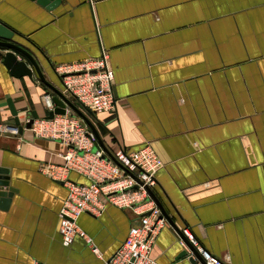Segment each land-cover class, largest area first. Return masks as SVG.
Returning <instances> with one entry per match:
<instances>
[{
    "label": "crops",
    "instance_id": "0c3cea01",
    "mask_svg": "<svg viewBox=\"0 0 264 264\" xmlns=\"http://www.w3.org/2000/svg\"><path fill=\"white\" fill-rule=\"evenodd\" d=\"M0 23L59 92L55 67L108 52L116 109L87 123L105 154L148 143L163 162L152 194L168 224L155 264H193L180 257L182 227L226 264H264V0H0ZM52 88L36 73L11 76L0 58V126L14 123L10 106L23 125L0 132V168L15 190L0 206V264H103L137 219L106 204L77 219L91 245L62 243L67 188L44 167L63 164L64 146L25 127L33 113L46 117Z\"/></svg>",
    "mask_w": 264,
    "mask_h": 264
},
{
    "label": "built area",
    "instance_id": "2783aa9c",
    "mask_svg": "<svg viewBox=\"0 0 264 264\" xmlns=\"http://www.w3.org/2000/svg\"><path fill=\"white\" fill-rule=\"evenodd\" d=\"M108 60V52L102 50L98 57L54 68L62 83L60 93L85 117L88 113L113 112L116 109L114 74ZM52 97L50 93L43 97L49 111L54 109ZM64 109L63 114H54L51 118L32 119L27 128L33 137L56 140L64 146L61 154L63 164L48 163L44 167L48 176L62 182L67 188L66 198L58 213V233L62 243L67 246L75 236H79L91 245V239L79 227L77 219L83 213L99 215L106 204H111L131 209L137 219L129 227L120 247L103 264H155L152 251L160 231L168 224L151 196L157 184V172L163 166L162 160L148 143L136 150L120 146L111 156L105 154L95 147V135L91 124L87 123L88 118L85 121L68 105ZM20 127L23 129L21 123L3 124L0 132L19 135ZM72 172L85 181L72 180L69 177ZM180 242L188 256L201 264H226L204 248L188 227L180 229Z\"/></svg>",
    "mask_w": 264,
    "mask_h": 264
},
{
    "label": "water",
    "instance_id": "95a60500",
    "mask_svg": "<svg viewBox=\"0 0 264 264\" xmlns=\"http://www.w3.org/2000/svg\"><path fill=\"white\" fill-rule=\"evenodd\" d=\"M41 4L47 7H54L60 3V0H38ZM13 32L6 27L4 24L0 23V38L5 39L6 41H0V58L2 63L7 68L11 76L20 78L27 76L32 79L33 74L39 77V79L45 83L48 87L52 88L50 84L44 81V77L42 75L41 70L39 69L37 63L31 56V54L23 49L22 47L11 43L8 40H11ZM2 50H5L2 52ZM21 56V59H19ZM28 61V62H27ZM55 96L52 97V103L54 105V109L48 112L46 115L47 118H51L54 114H63L65 112V105H68L72 108L78 115H80L85 121H87L86 117L82 115V113L69 101L67 100L59 91L52 88ZM12 114L14 116V123L15 125H19V117L17 116L16 111L10 106ZM38 115L33 113V116L25 123V127L29 128L32 122V119L37 118ZM19 132H22V127H20ZM109 156H111L109 154ZM7 170L0 168V187H8V177H7ZM14 189L8 187L7 191L0 190V206L5 207L8 203V199L14 193ZM151 196L155 199V196L151 192ZM156 200V199H155ZM186 241V240H185ZM187 246L192 251V253L199 259V256L195 252V250L191 247V245L186 241ZM188 256L187 251H182L180 257ZM189 257V256H188ZM189 261L195 264V260L189 257Z\"/></svg>",
    "mask_w": 264,
    "mask_h": 264
}]
</instances>
